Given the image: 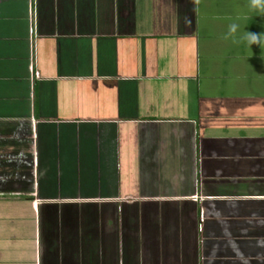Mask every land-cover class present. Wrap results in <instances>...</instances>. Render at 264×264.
<instances>
[{
    "label": "crops",
    "instance_id": "1",
    "mask_svg": "<svg viewBox=\"0 0 264 264\" xmlns=\"http://www.w3.org/2000/svg\"><path fill=\"white\" fill-rule=\"evenodd\" d=\"M238 14L264 33L246 0H0V264H264Z\"/></svg>",
    "mask_w": 264,
    "mask_h": 264
},
{
    "label": "clouds",
    "instance_id": "2",
    "mask_svg": "<svg viewBox=\"0 0 264 264\" xmlns=\"http://www.w3.org/2000/svg\"><path fill=\"white\" fill-rule=\"evenodd\" d=\"M246 9L255 16H264V0H246ZM246 18L239 14L235 16L226 26L221 38L237 46L242 44L248 49L251 45L264 47V33L256 34L244 30L246 24L243 20Z\"/></svg>",
    "mask_w": 264,
    "mask_h": 264
},
{
    "label": "built area",
    "instance_id": "3",
    "mask_svg": "<svg viewBox=\"0 0 264 264\" xmlns=\"http://www.w3.org/2000/svg\"><path fill=\"white\" fill-rule=\"evenodd\" d=\"M34 77H35V78L37 77V74H36V73H34Z\"/></svg>",
    "mask_w": 264,
    "mask_h": 264
}]
</instances>
